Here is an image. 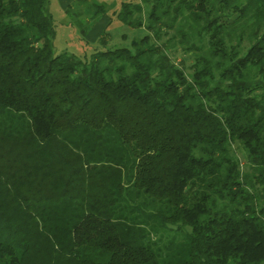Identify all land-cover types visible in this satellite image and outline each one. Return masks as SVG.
Returning <instances> with one entry per match:
<instances>
[{
	"label": "trees",
	"instance_id": "16d2710c",
	"mask_svg": "<svg viewBox=\"0 0 264 264\" xmlns=\"http://www.w3.org/2000/svg\"><path fill=\"white\" fill-rule=\"evenodd\" d=\"M52 2L0 0V264H264V0L123 2L95 42L76 0V52Z\"/></svg>",
	"mask_w": 264,
	"mask_h": 264
},
{
	"label": "rangeland",
	"instance_id": "374dc122",
	"mask_svg": "<svg viewBox=\"0 0 264 264\" xmlns=\"http://www.w3.org/2000/svg\"><path fill=\"white\" fill-rule=\"evenodd\" d=\"M51 11L54 15V18L56 20V24H57V36L55 39V49L58 52H62L65 50L68 51H81L82 50V46H81V41L79 40L80 35L78 30H76L74 27H72L69 24V17L68 15L62 11L59 6L56 5V0H54L52 2V7H51ZM112 18V17H111ZM113 21H116L115 19V14H113ZM120 26V23H118L117 21L114 22L113 25L111 26V31L113 33V37H118L121 34V31H119V29H115V27ZM111 38L110 40L115 39L116 38ZM120 39V37H119ZM180 60V58H179Z\"/></svg>",
	"mask_w": 264,
	"mask_h": 264
},
{
	"label": "crops",
	"instance_id": "0c3cea01",
	"mask_svg": "<svg viewBox=\"0 0 264 264\" xmlns=\"http://www.w3.org/2000/svg\"><path fill=\"white\" fill-rule=\"evenodd\" d=\"M54 1V0H53ZM76 0H56V5L59 6V8L62 11H65L70 5H72ZM89 1H95L98 3H103L106 4L108 6H111V10L109 11L108 15L105 16L104 18H102L94 27L93 29L88 33L87 35V39L90 42H95L97 41V39L100 37V35L102 34V32L106 29V30H111V25L114 24V22L117 21L116 16L115 19L116 21H113V14H115L121 4L123 2H138L139 0H89ZM112 17V18H111ZM118 22V21H117ZM110 23V24H109ZM119 23V22H118ZM119 27V25L117 27H115V29H117Z\"/></svg>",
	"mask_w": 264,
	"mask_h": 264
}]
</instances>
